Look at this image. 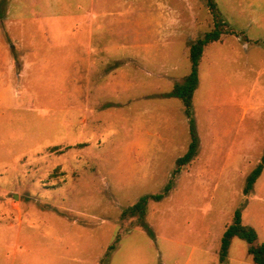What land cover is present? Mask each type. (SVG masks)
<instances>
[{"label":"rangeland","instance_id":"1","mask_svg":"<svg viewBox=\"0 0 264 264\" xmlns=\"http://www.w3.org/2000/svg\"><path fill=\"white\" fill-rule=\"evenodd\" d=\"M216 2L189 115L207 0H0V264H256L220 248L264 242V0Z\"/></svg>","mask_w":264,"mask_h":264},{"label":"trees","instance_id":"2","mask_svg":"<svg viewBox=\"0 0 264 264\" xmlns=\"http://www.w3.org/2000/svg\"><path fill=\"white\" fill-rule=\"evenodd\" d=\"M208 6L212 11L214 16V28L205 33V35L190 46V57L192 61V71L186 75L184 81L179 86L177 93L182 97L185 105L186 112L192 114V99L194 92L198 86L199 75H198V64L199 60L203 54L205 46L215 40H219L221 34L227 32L226 22L220 13L216 0H207ZM191 133L192 140L186 153L177 159V171L182 165L190 162L194 156L197 154L198 149V136L195 130L193 121L191 120ZM264 169V155L262 156L259 164L253 169V171L248 175L246 186L244 188L245 193H249L254 187L255 182L261 175ZM172 187V181L170 180L163 192L156 194H149L142 196L135 204L130 206L125 213L134 214L139 212L143 215L146 210V204L150 198L161 199ZM235 236L242 237L249 243V253H251L254 263L264 264V242L256 243L258 239V232L256 228L252 225L243 223L242 214L240 209H237L234 216V221L225 229L220 248V261L224 262L227 259L228 251L232 239Z\"/></svg>","mask_w":264,"mask_h":264}]
</instances>
